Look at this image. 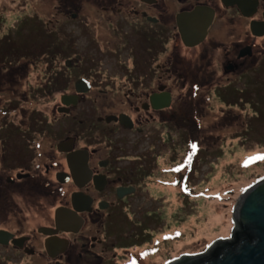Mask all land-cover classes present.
I'll return each mask as SVG.
<instances>
[{"label":"flooded vegetation","instance_id":"1","mask_svg":"<svg viewBox=\"0 0 264 264\" xmlns=\"http://www.w3.org/2000/svg\"><path fill=\"white\" fill-rule=\"evenodd\" d=\"M7 7L0 6L1 42L10 41L0 45V264L150 263L135 229L149 232V204L166 200L164 157L180 149L183 118L193 122L187 98L201 110L264 61V0ZM150 180L159 181L157 195Z\"/></svg>","mask_w":264,"mask_h":264},{"label":"rangeland","instance_id":"2","mask_svg":"<svg viewBox=\"0 0 264 264\" xmlns=\"http://www.w3.org/2000/svg\"><path fill=\"white\" fill-rule=\"evenodd\" d=\"M26 2L30 4L31 0H0V6L7 5L10 12L13 4ZM25 20L31 23L30 19ZM19 41L27 43L30 38L22 37ZM12 42L15 46L16 39ZM9 43H2L0 38L1 49ZM4 53H0V60L7 63L2 59ZM9 57L14 56L7 54L6 58ZM243 82H233L230 88L217 91L211 105H201L198 111L196 100L187 98L184 109L194 115L193 122H188L181 106L185 117L180 149L164 157L168 173L159 188L166 200L163 206L162 201L152 200L149 204L151 209L147 213L151 211V215L145 220L153 222L149 232L143 233L141 225L135 229L140 236L139 245L151 259L142 264H165L200 254L216 241L228 239L237 200L248 187L264 179V61L248 72ZM177 173L187 181L181 185L182 198V187L175 185ZM147 178L144 175L145 184ZM158 183L149 181L151 195H157ZM127 226L122 223L118 229L126 230Z\"/></svg>","mask_w":264,"mask_h":264},{"label":"water","instance_id":"3","mask_svg":"<svg viewBox=\"0 0 264 264\" xmlns=\"http://www.w3.org/2000/svg\"><path fill=\"white\" fill-rule=\"evenodd\" d=\"M232 222L228 239L213 243L203 253L167 264H264V179L242 193L233 208ZM5 236L0 233V244L5 242Z\"/></svg>","mask_w":264,"mask_h":264}]
</instances>
